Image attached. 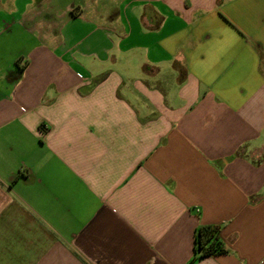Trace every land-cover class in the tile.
<instances>
[{
	"label": "crops",
	"instance_id": "crops-1",
	"mask_svg": "<svg viewBox=\"0 0 264 264\" xmlns=\"http://www.w3.org/2000/svg\"><path fill=\"white\" fill-rule=\"evenodd\" d=\"M0 264H264V0H0Z\"/></svg>",
	"mask_w": 264,
	"mask_h": 264
},
{
	"label": "trees",
	"instance_id": "trees-1",
	"mask_svg": "<svg viewBox=\"0 0 264 264\" xmlns=\"http://www.w3.org/2000/svg\"><path fill=\"white\" fill-rule=\"evenodd\" d=\"M220 231L219 226H207L198 229L195 236V251L201 258L228 253L220 237Z\"/></svg>",
	"mask_w": 264,
	"mask_h": 264
},
{
	"label": "rangeland",
	"instance_id": "rangeland-1",
	"mask_svg": "<svg viewBox=\"0 0 264 264\" xmlns=\"http://www.w3.org/2000/svg\"><path fill=\"white\" fill-rule=\"evenodd\" d=\"M64 2L66 3L67 2V0H64ZM63 23H66L65 21H63Z\"/></svg>",
	"mask_w": 264,
	"mask_h": 264
}]
</instances>
